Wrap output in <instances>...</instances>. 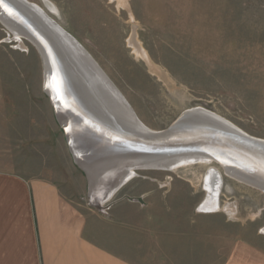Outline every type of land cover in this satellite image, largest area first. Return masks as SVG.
<instances>
[{"label": "rangeland", "instance_id": "rangeland-1", "mask_svg": "<svg viewBox=\"0 0 264 264\" xmlns=\"http://www.w3.org/2000/svg\"><path fill=\"white\" fill-rule=\"evenodd\" d=\"M28 1L89 51L153 131L203 107L264 139V0ZM95 132L78 116V103L53 102L37 46L0 19V153L55 167L64 183L76 186L85 209L109 215L110 205L119 203L132 226L147 217L170 226L158 237L173 247V255L161 253L163 264H188L187 255L193 264H220L219 255L228 256L237 242L264 252V191L228 175L216 161L132 167L104 202L109 179L125 168L100 169L110 153ZM82 163L103 176L94 195ZM213 165L220 176L217 204L202 209ZM191 220L196 228H186Z\"/></svg>", "mask_w": 264, "mask_h": 264}, {"label": "crops", "instance_id": "crops-1", "mask_svg": "<svg viewBox=\"0 0 264 264\" xmlns=\"http://www.w3.org/2000/svg\"><path fill=\"white\" fill-rule=\"evenodd\" d=\"M17 156L0 153V264H163L162 252L174 254L158 239L170 226H156L149 217L132 226L119 203L110 205L109 215L85 209L76 186L64 183L55 167ZM186 228H196L194 220ZM186 258L193 264L192 256ZM219 259L264 264V252L237 242Z\"/></svg>", "mask_w": 264, "mask_h": 264}, {"label": "water", "instance_id": "water-1", "mask_svg": "<svg viewBox=\"0 0 264 264\" xmlns=\"http://www.w3.org/2000/svg\"><path fill=\"white\" fill-rule=\"evenodd\" d=\"M14 3H15L14 0H0V19L6 25L7 23L11 24V22L14 21L15 23H17V26H19V24L20 25L24 24L28 28V29L26 28L27 31L35 38V41L38 42V45L36 44V46L44 59V65L46 69V87L47 88L50 87V84H52L53 82L54 84L57 83L56 85L64 86V88L58 87V89L62 93H63V89H65L66 91L65 92L66 94H64V97H62L60 92L58 93L57 91L54 94L52 92L53 94L52 95L50 90L48 89L49 93L52 96L53 102L56 105H61L65 103L66 104L70 103L75 105L78 103V116L81 118L82 121L87 122L91 127V129L93 131H96L95 133L97 134L99 133V135L105 140L106 142L105 148L110 153V157L107 161L104 160V162L103 161L100 162L99 165L101 170L104 169L106 171L109 169H113L117 166H120L121 168L123 167L127 170L132 167L133 168L160 167L166 169L167 167H169V165H164L163 163L157 160L145 161V162H139L140 160L128 162V160H132L135 157H138V155L142 153L144 155L147 153L148 154L163 153L164 156H156V157L163 159H171V161L173 162L174 156L176 155L179 156V154L186 153L184 152L185 150L184 147H192V148L198 147L200 151L205 150L206 151L205 153L207 154L209 153L207 151H210L212 154L219 153L218 155L222 158H224V154H225L223 150L225 149L233 150L240 157L241 156L244 157L245 159H247V161H250L252 165L255 164L259 169L264 171V166L257 162V159L260 160V156L264 159V141L262 139L255 138L253 136L251 137L247 136L243 132L238 131L231 124L227 125L226 124L227 122L217 117L216 115L210 114L208 112L202 114V110L199 111L196 110V108H194V110L196 111H193V108L184 111L179 116V118L167 129L162 131H153V132L151 131L142 132L136 129L135 127H133L132 125L120 124L119 121L114 119L113 115H111L112 118L108 120L102 118L103 115H100L101 111L104 112L105 115L106 114L110 115L108 107L102 105L101 101L98 106L87 102L84 93L75 86L76 84L74 83L73 79L76 77L72 76L71 74L69 75V72L64 70V62L63 63L58 62L59 63L58 67H63L62 68L63 74L55 69L54 64L57 62L56 60L53 59H56L57 56L62 54L63 48L58 46L55 41L53 42L52 39H49V36L46 33L40 31L34 25H32L29 22V17L21 18L20 14L15 9L16 6ZM4 10L8 12L12 21L3 15ZM60 28L62 29V33L64 32L67 36H70L69 37L70 41H73V43H75V47L77 49H80L81 52L87 54V56L96 65L95 66L97 69L96 71L103 72L102 69L97 64V62L86 51V49L74 37H72L69 33H67L62 27ZM101 72L99 73L101 74ZM103 74L106 75L104 72ZM82 75L85 76V74ZM101 77L102 76H99L100 82L102 80L105 81L104 79L105 77L103 76L104 78L102 77V79ZM112 85H113L112 86L113 89L110 88L111 93H113L115 97L120 98V100L123 101L124 105L132 112V114H135L130 104L120 94V92L114 86L113 83ZM80 86H82V83H80ZM107 89L109 90V88ZM67 90L68 92H73L78 101H74L67 93ZM100 92L102 91L100 90ZM82 98L85 99L83 100ZM217 119L222 122H225L221 124L224 126H229L230 127L229 129L235 130V132H237L238 135H242L243 137L241 138L235 137L234 135L235 132L234 133L230 131H229L230 133L227 131L225 132V130H223L222 128L214 125V122H216ZM220 135H225V137ZM244 153H248L251 156H248ZM116 158H118L120 161H116L115 163H111L110 165H108ZM143 158H147V157H143ZM262 158L261 160H263ZM214 161L219 162L222 166L223 165L225 166V164L216 157L213 156L210 157L209 162H214ZM194 162L195 161H193L192 163ZM82 164L87 168L92 169L91 170L92 178L90 177L89 178L92 188L91 190H93V192L96 193V191L99 189L98 182L102 180L103 176L99 172H97L94 176L95 171L91 166H89L90 164L87 165L84 163ZM102 164H106V166L108 165L107 166L108 168H106L105 165ZM243 164L244 166H247L245 163ZM248 166L250 165L248 164ZM241 168H242L241 170H243L244 172L243 173L244 178L241 179V181L251 183L264 191V187L259 183V181L262 183L261 178H264V176H262V174L259 173L258 171H257L258 176L254 174L249 175L245 167H241ZM255 177H257L256 178L257 181L255 180Z\"/></svg>", "mask_w": 264, "mask_h": 264}, {"label": "bare ground", "instance_id": "bare-ground-1", "mask_svg": "<svg viewBox=\"0 0 264 264\" xmlns=\"http://www.w3.org/2000/svg\"><path fill=\"white\" fill-rule=\"evenodd\" d=\"M14 2H15L14 3L15 6H16V7L15 6L14 7H15L16 11H18V13L20 14L21 18L29 17V22L32 25H34L40 31L46 33L49 36V39H52L53 42L55 41L58 46H60L64 49V50L62 49V54H60L57 57L54 56V57H56V59H53V60H56V62H57L54 64L55 69L58 72L63 74V72H62L63 67H58V65L60 62L61 63L64 62V70L69 72V75L71 74L72 76L76 77L73 79L74 83L76 84L75 86L80 91H82L84 93L85 98L87 99V102L95 104L98 106L100 104V101H101L102 105L108 107L110 115H108V114L105 115L104 112L101 111L100 115H103L102 118L108 120V119L112 118L111 115H113L114 119L119 121L120 124L132 125L133 127H135L136 129H138L142 132H148V131L153 132V130L148 128L147 126H145V124H143L135 114H132V112L124 105L123 101H121L120 98L115 97L113 95V93H111L110 88L113 89V87H112L113 85L108 80L107 76L104 75L103 72H101V71H99V72H101V74L98 71H96L97 70L95 67L96 65L87 56V54L81 52L80 49H77L75 47V43H73V41H70V39H69L70 36H67L64 32H63L64 34L62 33V29L60 28L61 25L57 24V22H55L51 16L49 17V15L46 14L41 9V7L38 6L37 4L29 2L28 0H14ZM3 15L5 17H7L9 20H11L10 15L5 10L3 12ZM9 20H7V21H9ZM12 22H11V24L7 23V25L9 27H11V29L15 32L16 36L19 37V35H25L33 44L38 45V42L35 41V38L27 31L28 28L24 24H21V25L19 24V26H17V23H15L14 21H12ZM52 69H53V67H52ZM150 69L153 72H155L156 74L158 73V70L155 67L150 66ZM82 74H85V76H83ZM99 76H102V77L104 76L105 78L104 77L103 78L105 79V81L102 80L100 82ZM102 77H101V79H102ZM80 83H82V86H80ZM104 83H105V85H104ZM56 84L57 83L54 84L52 82V84H50V87H48L51 94H52V92L54 94L58 91V93L60 92L62 97H64V94H66L65 89H63V93L58 89V87L64 88V86L63 85L60 86V85H56ZM100 87H101V89H100ZM107 88H109V90ZM100 90L102 92H100ZM67 93L69 94V96L74 101H78L73 92H68V90H67ZM85 98H82V99L84 100ZM196 110H199V111L202 110V114L207 113V112L210 114H214L217 117L223 119L225 122H227L226 123L227 125L231 124L238 131H241L244 134H246L247 136L251 137V135L244 132V130L239 129L234 123H232L230 120H228L226 118H223V117H221L215 113H212L211 111H209L203 107L196 108ZM196 110H194V108H193V111H196ZM193 111H191V112H193ZM225 122H222V121L217 119V121L214 122V125L222 128L223 130H225V132L230 131V132L234 133L235 130L229 129L230 128L229 126H224L221 124V123H225ZM234 135H235V137H239V138L243 137L242 135H238L237 132H235ZM220 136L225 137V135H220ZM255 138H258V137H255ZM258 139H261V138H258ZM262 140L264 141V139H262ZM184 149H185L184 152H186V153L185 154H179V156L178 155L174 156L173 162L171 161V159H163V158H157L156 157V156H164L163 153H156V154H148L147 153L145 155L142 153V154H139L138 157H135L132 160H128V162L139 161V160H140L139 162L157 160V161L163 163L164 165H169V167H167L166 169H172V168H176L182 164L192 163L193 161H195L197 163H207V162H209L210 157L213 156L225 164V166L223 165L224 166L223 168L228 175H231L238 180H241L244 178V174H243L244 172H243V170H241L242 169L241 167H245L247 169V173L249 175L254 174V175L258 176V172H259L262 174V176H264L263 170L259 169L255 164L252 165L250 163V161H247V159H245L242 156H241L242 157V159H241V157L237 153H235L233 150H230V149L223 150L225 152V154H224L225 159H224L218 155L219 153L218 154L217 153L212 154L210 151H207V152H209L207 154V153H205L206 152L205 150L200 151V149L198 147H196V148L184 147ZM244 154L251 156L248 153H244ZM209 155H212V156H209ZM151 156H153V157H151ZM143 157H147V158H143ZM261 158L262 157L260 156V160L257 159V162L264 166V159L262 158L263 160H261ZM94 161H95V159H94ZM116 161H120V160L118 158H116L112 162H110L108 165H110L111 163H115ZM243 163H245L247 166L249 164L250 165V166H248L249 168L247 166H244ZM102 165H105V167L108 168L107 167L108 165L107 166H106V164H102ZM86 169L88 171L90 178H92V174H91L92 169H89L87 167H86ZM208 169L209 170L207 172L205 181L207 182L206 188H207V191L209 193V196L201 203L200 208H202V209H209V208H211L217 204L215 196H216V193H218L219 186H220V181H219L220 176H219L218 169L214 165L210 166ZM244 171H245V169H244ZM123 172L124 173H122L121 175L118 174L115 178H113V180L109 179L108 183L111 187L108 191V194L105 195L106 196L105 200H108L109 198H111L112 194L114 192H117L122 187V185L124 184V181L127 180L129 178V176H131V174H132V171L130 170V168L128 170L124 169ZM94 176H95V173H94ZM256 178L257 177H255V180H256ZM261 179H262L263 184L260 181H259V183L264 187V178H261ZM98 192H99V190H98ZM91 194L94 195L95 192H93V190H91Z\"/></svg>", "mask_w": 264, "mask_h": 264}]
</instances>
